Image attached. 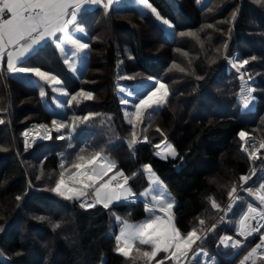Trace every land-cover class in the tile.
<instances>
[{"label":"trees","instance_id":"16d2710c","mask_svg":"<svg viewBox=\"0 0 264 264\" xmlns=\"http://www.w3.org/2000/svg\"><path fill=\"white\" fill-rule=\"evenodd\" d=\"M150 2L173 25L171 34L150 13L141 15L143 9L137 0L113 4L108 15L99 7L81 15L78 21L87 32L84 39L91 49L81 76L73 73L50 41L27 58L26 66L57 76L62 81L57 86L68 92L67 97L46 84V95L41 97L42 82L25 74L0 72V119L4 121L0 124V145L6 149L0 151V252L4 255L0 264H126L114 250L120 225L115 216L133 222L149 216L145 205L151 204L150 199L143 194L151 183L143 170L145 164L151 165L175 199L174 220L181 232L195 229L206 237L201 246L203 254L188 264H210L211 258L216 264H239L259 242L264 229L247 241L236 233V223L247 203L258 206L246 191L238 193L242 199L214 230L211 201L227 203L232 186L237 187L239 177L251 169L239 132L264 140V3ZM233 12L237 13L234 21ZM181 33H196L198 39ZM237 54L240 59H249L245 69L255 78V108L250 111L241 107V83L229 65L228 56L233 61ZM173 63L185 72L173 69ZM126 76L133 79H123ZM156 80L169 85V104L154 117L146 115L144 123L136 127L141 142L129 148L132 125L125 116L127 108L121 102L120 90L135 89L132 100L137 102ZM81 90L92 92L95 99L68 104L70 96ZM127 105L130 110L131 105ZM89 113L100 115L87 124L77 121L66 143L53 139L29 150L23 148L21 131L31 123L50 124L55 119L70 124L74 115ZM144 135L147 142H143ZM165 139L179 153L176 160L155 154V145L163 144ZM101 149L116 163L114 171L142 173L129 181L135 200L113 204L110 209L101 205L83 209L50 194L62 162L69 163L82 151L88 155ZM258 157L259 162L264 149H260ZM201 158L219 166V180L199 169L197 162ZM32 164L40 165V181L29 168ZM261 183L264 174L245 189H256ZM17 196L22 199L17 200ZM200 219L205 221L203 226ZM57 222L60 228H54ZM223 234L240 239L246 248H225L220 244ZM164 256L161 253L157 260ZM165 264L172 261L166 260ZM256 264H264V260L257 259Z\"/></svg>","mask_w":264,"mask_h":264},{"label":"snow or ice","instance_id":"6c2138e0","mask_svg":"<svg viewBox=\"0 0 264 264\" xmlns=\"http://www.w3.org/2000/svg\"><path fill=\"white\" fill-rule=\"evenodd\" d=\"M256 2L264 3V0H256ZM114 3H119V0H0V72L6 70L13 75L25 74L35 78L37 83L42 82L41 97L46 95L43 84L51 87L53 92H58L66 97L69 96L68 92L62 88L53 87L62 84L57 76L43 71L39 67L26 66L25 62L28 56L37 49V46H43V42L46 41L54 44L55 48L66 57L65 63H68L67 57L69 55L65 45H69L72 49L71 57L78 61L91 50L88 42H83L74 34L77 32L85 33V29L79 25L78 17L82 11L87 10V7L102 8L104 14L108 15ZM137 3L142 6L141 15L148 12L163 25L173 28L168 19L161 17L150 0H137ZM236 14V12L232 13L233 21ZM207 27L211 28L212 25H207ZM181 35L193 36L198 39L196 33H181ZM226 47L227 45H225ZM250 59L255 60L256 57ZM249 62V59H234L232 61V67L241 74L240 79L244 82L241 92V102L244 109H248L255 100L252 95L255 89L248 87L244 79L246 73L241 71ZM69 67L73 72H76V68L72 64H69ZM172 68L185 72L184 68L175 63H173ZM123 79H133V77L126 76ZM197 79H202V77H197ZM170 95L169 85L156 80L152 88L138 97V102L133 105L134 111L125 113L128 123L132 125L131 138L128 141L129 148H134L138 142H141V138L136 132L137 125L144 123L146 115L154 117L158 114V110L167 106ZM94 99L92 92L81 90L76 95L70 96L67 103L71 104L73 101L79 103ZM122 103L127 104L128 101L123 99ZM99 115V113H89L84 116L74 115L70 124L54 119L52 127L56 132L69 127L74 130L77 121L80 124H87ZM3 123L4 121L0 119V124ZM37 127L49 131L48 125L42 124ZM156 131L161 132L159 128ZM161 135H163L162 132ZM238 135L240 141L244 142L243 150L248 153L249 158L258 159L257 154L260 149H264V140L252 142L249 133L246 131H240ZM24 136L26 138L25 147H30L27 139L29 133L25 132ZM40 138L50 139L51 136L45 135ZM58 138L62 140L64 136L61 135ZM147 140L148 137L144 135L143 142H147ZM250 143L254 147L258 144L255 152L249 151ZM163 144L165 152L161 158L168 159L171 157L176 160L179 156L176 148L168 144L166 139ZM155 147L159 149L161 145L157 144ZM5 150V148L0 147V151ZM60 167L63 171H61L59 180L51 191L63 200L77 204L83 209L95 208L98 204L105 209H110L114 203L131 202L136 193L130 187L129 181L136 175L142 174L126 175L124 171L117 170L115 174L109 175L114 169H117V165L109 156L105 155L103 149L88 155L83 154L82 151L69 162L68 168L65 169L63 162ZM143 170L149 175L150 182L156 188L163 186L159 178L155 177L151 165L145 164ZM251 175H255V169L252 170ZM251 175H242L239 179L247 184ZM242 190L258 202V206L247 203L246 210L243 211L236 223L237 235L247 241L260 229H264V183L259 184L256 189L248 187L247 189L242 188ZM143 195L147 197L150 193ZM228 195L232 202L228 204L227 210L222 209L215 200L211 201V207L225 214L226 211H231L235 200L242 198L237 194L235 185L232 186ZM89 196L92 197L91 201L88 199ZM16 199L20 200L22 197L17 196ZM173 208L174 202L167 200L163 193H160L159 195H151V205L146 209L150 215L142 223L131 224L128 220L115 216L117 223L122 226L119 235L115 237L116 246L114 250L124 258L126 264H138V262L139 264H153L154 261L155 264H165L166 260L172 261V264H188L190 259L194 260L200 254L201 246L206 237H202L195 229L182 233L174 222ZM159 213H163V215ZM39 219L44 220L45 218L40 217ZM223 219L224 216H221V220ZM253 221L255 225H253ZM199 223L203 226L205 221L200 219ZM60 227L59 222L54 224V228ZM214 229L215 225L212 226V230ZM2 230L0 227V231ZM220 244L225 248L237 249L238 251L246 248L245 243H242L240 239L234 240L230 235L223 236L220 239ZM161 253H164L165 256L157 260ZM257 259L264 260V233L260 234L259 243L247 251L246 255H243L240 264H249L250 261L252 264H256ZM210 264H216L214 258L210 259Z\"/></svg>","mask_w":264,"mask_h":264},{"label":"rangeland","instance_id":"374dc122","mask_svg":"<svg viewBox=\"0 0 264 264\" xmlns=\"http://www.w3.org/2000/svg\"><path fill=\"white\" fill-rule=\"evenodd\" d=\"M201 1H204V0H201ZM164 26V28H165V30H166V32L167 33H172L173 32V28H169V27H167V26H165V25H163ZM82 27H83V25H82ZM84 28V27H83ZM85 33H86V35H87V32H86V30H85ZM85 33H79V32H77V33H75V34H77L76 36H80V37H78V38H80V39H82V41L83 42H88V41H86V39H84L85 37ZM88 36V35H87ZM89 43V42H88ZM65 46H67V47H65L66 48V51H68V53H69V55H68V57H67V60H68V65L69 64H72V66L73 67H75L76 68V72H73L75 75H77V76H81L82 75V73L84 72V69H85V67H86V64H87V60H88V56H89V52L85 55V56H83V57H81L78 61L77 60H73V58L71 57V55H70V53H71V51H72V49H71V47L69 46V45H65ZM62 56H63V58H65L66 59V57L63 55V54H61ZM231 56H228V59H229V61H231L230 62V66H231V69L236 73V75H237V77L239 78V81H240V83H241V88H240V91H239V95L241 94V92H242V84L244 83L243 81H241V79H240V73H238L237 71H236V69L235 68H233L232 67V59L230 58ZM235 59H240V55L239 54H237V55H235ZM242 72H245L246 74H245V81L247 82V85H248V87H251V88H254V86L252 85L253 84V82H254V80H255V78L253 77V76H251V74L246 70V69H242L241 70ZM53 87H58L59 88V86H57V85H54ZM52 89V88H51ZM134 91H135V89H124V88H121V90H120V99H121V102H122V100L123 99H126L127 101H128V103L127 104H130L131 105V108H130V110L128 109L129 108V106L127 105V104H125V103H123V104H125L126 105V108H127V111L126 112H132V111H134V107H132L135 103H137V102H134L133 100H132V98H135V94H134ZM56 93H58V92H56ZM254 108H255V106H254ZM125 112V113H126ZM127 120H128V118H127ZM48 125V128H49V131H46V130H44V129H40V128H38L37 126L38 125ZM30 129H34V130H36L35 131V133H34V135H33V137H31V138H27L28 139V141H29V143H30V147H25V136H24V133L25 132H27L28 130H30ZM72 131H73V129L71 128V127H69V128H67V129H62L60 132H56L55 131V129L52 127V122L50 123V124H48V123H45V122H33V123H31L30 125H28L26 128H24L22 131H21V141H22V146H23V148L25 149V150H29L30 148H32V147H34V146H36L37 144H39V143H41V142H44V141H51V140H53V139H56V140H58V141H64L65 143H66V141L68 140V138L70 137V135H72ZM45 135H49V136H51V138L50 139H41L40 137H42V136H45ZM61 135H63L64 136V139H59L58 137L59 136H61ZM32 141H34V142H32ZM169 144V143H168ZM171 145V144H170ZM0 147H2L1 145H0ZM164 152H165V146H164V144H161V148H159V149H157L156 150V152H155V154L158 156V157H160L161 158V156L164 154ZM159 153V154H158ZM59 154H62V152H60ZM106 155V154H105ZM227 155V153H225V156ZM224 156V157H225ZM64 165H66V167H65V169L66 168H68L69 167V163H66V162H64ZM39 164H32V165H30V167L29 168H31V170H32V174L34 175V176H36V180L38 181H40L41 179H43V176H42V174H38V172H39ZM197 166H199V169L202 171V172H204V173H207L208 174V176L210 175V177H211V174H212V178L213 179H215L216 177H217V179L219 180V175H218V168H219V166L217 165V164H215V163H213L212 161H208V160H206V159H200L198 162H197ZM115 170V169H114ZM113 170V172L112 173H109V175H113V174H115V172L116 171H114ZM153 170V169H152ZM61 171H63V169L61 170ZM61 171H60V173H61ZM217 171V172H216ZM60 173H58V177L60 176ZM153 173H154V171H153ZM148 175V174H147ZM154 175L156 176V174L154 173ZM148 177H149V175H148ZM157 177V176H156ZM149 179H150V177H149ZM58 180H59V178H58ZM162 185H164L163 183H162ZM239 185H240V183H239ZM239 185L237 186V188L239 187ZM33 187H35L34 186V184H33ZM155 189V190H154ZM50 192V194H55L53 191H49ZM145 193H150V195L148 196L150 199H151V195H159L160 193H163V195H164V197L167 199V200H169V201H175V199L173 198V196L166 190V188H164V186H162V187H160V188H156V186H154V185H151L150 187H148V189L145 191ZM56 195V194H55ZM59 197V196H58ZM91 196H89V198H90ZM229 200V199H228ZM228 202V201H227ZM216 203L217 204H221L220 202H218V201H216ZM176 203L174 202V205H175ZM226 204V203H225ZM224 204V205H225ZM222 206H224L223 204H221ZM213 210H214V208H212ZM215 211V210H214ZM217 217V212L215 211V216H214V218H213V222H214V219ZM146 219V218H145ZM145 221V220H144ZM128 222L129 223H131V224H139V223H142L143 222V220L142 221H135V222H133V221H129L128 220ZM213 222H212V225H213ZM121 226L122 225H119V227H118V229H117V233H116V236L117 235H119V231H120V228H121ZM217 226V225H216ZM197 232H198V234H200L201 236H202V234L203 233H199L200 231L199 230H197ZM226 234H223L222 236H221V238L220 239H222L223 238V236H225ZM251 250V249H250ZM249 250V251H250ZM194 251H195V249H194ZM247 254V253H246ZM0 257H2V258H4V255L0 252ZM243 258H241L240 260H239V264H240V261L242 260Z\"/></svg>","mask_w":264,"mask_h":264},{"label":"built area","instance_id":"2783aa9c","mask_svg":"<svg viewBox=\"0 0 264 264\" xmlns=\"http://www.w3.org/2000/svg\"><path fill=\"white\" fill-rule=\"evenodd\" d=\"M252 95H253V93H252ZM254 96V95H253ZM239 101H240V103H241V107H242V109H243V111H250V110H252L253 108H254V106H255V100H254V102L252 103V104H250L249 105V108L248 109H244L243 108V106H242V102H241V94H240V96H239ZM249 136H250V138H251V141L252 142H255V141H261V138L260 137H258V136H256V135H251V134H249ZM244 142H243V145H242V149L244 148ZM249 147V151H252V152H255L256 151V147H258V144L254 147V146H252L251 145V143H250V145L248 146ZM244 151V150H243ZM244 153L247 155V157L249 158V156H248V153L247 152H245L244 151ZM259 154V153H258ZM257 154V155H258ZM249 160L251 161V164H252V166H251V169H250V171L246 174V175H251V173H252V170L253 169H255V175H251V179L248 181V183L247 184H244L242 181L240 182V185H239V187L237 188V194L239 193V192H242L243 190H242V188L243 189H245L246 188V186L247 185H249L258 175H261V174H264V157L258 162L257 160L258 159H256V160H252V159H250L249 158ZM258 162V163H257ZM230 202H232V201H230V200H228V202L224 205V206H222L221 204H219L220 205V207L222 208V209H225V210H227V207H228V204L230 203ZM238 202H239V199L238 200H235V202L233 203V207H232V209H231V211H226V214L225 213H222V212H219V211H217L215 208H214V210L217 212V217L214 219V222H213V225H221L223 222H224V220L228 217V215L232 212V210L234 209V207L238 204ZM150 205H146V209L149 207ZM160 215H163V213H159ZM221 216H224V219L223 220H221ZM253 223V225H255V222L253 221L252 222ZM262 229H260V231H261ZM259 231V232H260ZM258 233V232H257ZM257 233H255V234H257ZM259 243V242H258ZM257 244V243H256ZM255 244V245H256ZM255 245L253 246V247H255ZM201 254H202V250L200 251V254L199 255H197L196 257H195V259L194 260H196V259H198L200 256H201ZM193 259H190L189 261H194ZM188 261V262H189Z\"/></svg>","mask_w":264,"mask_h":264},{"label":"crops","instance_id":"0c3cea01","mask_svg":"<svg viewBox=\"0 0 264 264\" xmlns=\"http://www.w3.org/2000/svg\"><path fill=\"white\" fill-rule=\"evenodd\" d=\"M119 1H121V0H119ZM114 4H115V3H114ZM86 7H87V6H86ZM94 8H96V7H87V10H86V11L91 10V9H94ZM86 11H82L81 15H82L83 13H85ZM81 15L78 17V20H79V18L81 17ZM79 25H80V27H82V24L79 23ZM74 34H75V33H74ZM58 35H59V34H58ZM75 35H77V34H75ZM77 37H80V36H77ZM46 42H48V41H46ZM46 42H43V44L46 43ZM40 47H41V46H37V49H36L32 54H34V53H35ZM65 47H67V46H65ZM32 54H30L29 56H31ZM29 56H28V57H29ZM5 67H6V63H5ZM155 177H156V176H155ZM150 183H151V182H150ZM151 185H153V184L151 183L150 186H151ZM150 186H149V187H150ZM163 186H164V188H166L165 185H163ZM166 190H167V189H166ZM147 197H148V196H147ZM88 199H89V201H91L92 197H90V198H88ZM149 199H150V198H149ZM133 200H135L134 197L132 198L131 201H133ZM174 202L176 203V201H174ZM121 203H122V202H121ZM149 203H151V199H150V202H149ZM114 204H119V203H114ZM175 205H176V204H175ZM175 205H174V206H175ZM97 206H100V205L98 204ZM101 206H102V205H101ZM149 215H150V214H149ZM148 218H149V216H148L146 219H148ZM146 219H144V220H146ZM144 220H143V221H144ZM174 222H175V220H174ZM100 264H104V261H101Z\"/></svg>","mask_w":264,"mask_h":264},{"label":"bare ground","instance_id":"6f19581e","mask_svg":"<svg viewBox=\"0 0 264 264\" xmlns=\"http://www.w3.org/2000/svg\"><path fill=\"white\" fill-rule=\"evenodd\" d=\"M35 131L36 130H34V129H30V130H28L27 132L29 133V138H31V137H33V135H34V133H35ZM36 134V133H35Z\"/></svg>","mask_w":264,"mask_h":264}]
</instances>
